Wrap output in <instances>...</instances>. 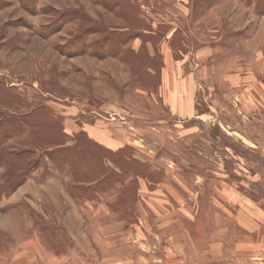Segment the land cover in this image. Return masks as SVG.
<instances>
[{"label": "rangeland", "instance_id": "374dc122", "mask_svg": "<svg viewBox=\"0 0 264 264\" xmlns=\"http://www.w3.org/2000/svg\"><path fill=\"white\" fill-rule=\"evenodd\" d=\"M0 264H264V0H0Z\"/></svg>", "mask_w": 264, "mask_h": 264}, {"label": "trees", "instance_id": "16d2710c", "mask_svg": "<svg viewBox=\"0 0 264 264\" xmlns=\"http://www.w3.org/2000/svg\"><path fill=\"white\" fill-rule=\"evenodd\" d=\"M66 152H68L67 154L68 155H73L75 152L74 151H71L69 153V151L67 150H64ZM116 158H115V161H113V164L116 165V166H119L120 169H121V172H127L129 170H131L132 167H134L133 169H135L136 171V174L137 175H142V169L140 171V167L141 165L139 163H137L135 160H131L130 158H126L127 156L124 155L123 153H119L118 155H115Z\"/></svg>", "mask_w": 264, "mask_h": 264}, {"label": "crops", "instance_id": "0c3cea01", "mask_svg": "<svg viewBox=\"0 0 264 264\" xmlns=\"http://www.w3.org/2000/svg\"><path fill=\"white\" fill-rule=\"evenodd\" d=\"M167 65H168V62H167ZM166 67V66H165ZM169 67H170V65H169ZM166 69V68H165ZM166 74V73H165ZM166 76V75H165ZM179 103L180 104H185L186 102H185V100H182V98H181V101L179 100ZM116 149H118V148H116Z\"/></svg>", "mask_w": 264, "mask_h": 264}]
</instances>
